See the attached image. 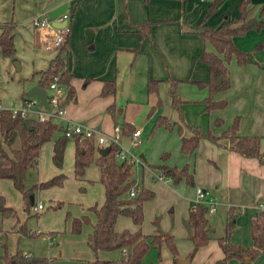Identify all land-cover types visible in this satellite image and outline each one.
Listing matches in <instances>:
<instances>
[{
  "label": "crops",
  "instance_id": "1",
  "mask_svg": "<svg viewBox=\"0 0 264 264\" xmlns=\"http://www.w3.org/2000/svg\"><path fill=\"white\" fill-rule=\"evenodd\" d=\"M211 1L0 0V25L14 20L13 44L16 58V61L13 62L0 52V109L21 108L23 103L31 98L26 93L31 87L37 85L35 80L31 82L27 80H30L34 71L45 70L57 53L56 48L34 30L31 21L38 16L50 17L52 9L66 3L65 12L70 16L67 35L69 46L67 71L72 76L71 85L76 93V102H68L64 105L63 115L58 120L59 123L64 126L68 121L81 122L95 130L111 134L114 123L106 112V108L115 104L123 109L122 118L124 121L133 126L127 116V106L130 100L126 99V104H123L117 99V93L115 96L100 95L103 82L114 80L118 83V77L123 71L128 73L129 78L132 76V80L137 79L139 84H143L145 92L148 80H158L162 109L159 111L160 108H157L152 114L154 122L159 115L169 118L171 122H179L178 112L171 108V100L167 94L168 80H206L208 70L200 60V55L203 50L214 51L208 41L203 43L200 37L192 32L193 27L202 22L204 27L216 28L222 25L226 19L236 20L240 15L238 5L241 0H222L217 6V10L206 18ZM262 5H264V0H249L248 17H253ZM146 22H150V27L147 35L144 36L139 32L137 25ZM1 31L2 27L0 26V34ZM87 32L92 34L90 43L86 40ZM232 40L239 50L244 52L252 50V55L251 63L243 68L237 65L235 58L227 65L230 72V86L215 96L216 100L226 99L227 106L224 109L212 110L210 113L204 114L202 101L208 96L207 89H197L195 85L183 82L178 86V92L184 101L180 108L184 113V122L187 125L192 128H208L216 136L220 135L238 116V134L258 137L261 151L264 153V47L261 50H253L257 44H264V29L249 30L244 36H235ZM24 55L29 57L28 62L24 61ZM14 71H22V74L13 76ZM86 80L88 82L84 85ZM24 81L28 83L24 84ZM25 86L27 87L26 92ZM155 102L156 96L150 102L148 101L147 105H144L145 108H142V112L146 111L147 113ZM216 118L222 119L221 126H215ZM118 126L120 127V123ZM190 135L191 132L187 129L183 130V136ZM178 139V149L181 153L179 135ZM124 142L127 143L126 138H124ZM47 143L51 146L52 156L53 141L44 143L40 152ZM221 143L227 145L226 140H221ZM70 152L68 171L63 173L56 170L52 172L51 177L59 174H63L65 178H68L69 175L74 177V143L71 151L65 146L63 159L65 155L70 157ZM183 156L186 159L181 167L185 164L192 166L190 171L193 174L194 185L187 186L183 181L185 184L181 186L182 189L189 188V198L183 205L182 227L178 228L175 225V229H173L167 223L161 225L163 231L170 232L175 238L177 260H173L169 250L163 247L160 251L159 264H178V260H184L187 257H190L189 264H219L223 258V252L217 238L223 233L230 207L237 208L239 211L229 236L230 243L243 248H251V221L258 211L259 205L264 204V163L259 162L256 158L243 157L227 147L217 146L206 139L199 142L192 155L184 154ZM159 164L181 168L171 162L167 164L165 161L157 164L149 162L148 166ZM3 180L0 179V194L4 197L6 204L16 211L17 217L2 219L0 216V264H3L1 256L5 251L14 254L17 250L26 256L47 257L51 259L49 264H86V262L95 259L93 251L87 244L88 235L92 231L91 224L95 223V216L88 209L95 205L100 206L104 199L100 204H90L81 212L75 213V216H69V223L67 222L65 225L59 223L56 227L47 226L40 230L32 222H29L32 215H27L24 211L21 195L14 189L10 180L8 181L19 197L12 204L8 202L6 194L8 183H4ZM37 181L40 183L46 179ZM158 181L164 184L168 183L165 180ZM141 186L143 185L141 184ZM196 186L207 191V200L215 198L217 206L215 214L208 216L213 229L212 239L190 256L191 243L187 239L183 223L187 219L188 209L194 201V187ZM143 187L152 190L149 186ZM40 194L39 190L37 196ZM38 203L43 205L37 199L33 208ZM44 209L45 205L41 211L35 212L37 217L38 213L42 215ZM169 213H172V210ZM84 215L89 217L91 224L86 223L85 228L80 230L81 232L73 234L71 220ZM129 221L132 222L127 217H118L115 230L117 232L140 230L144 234H151L154 231L153 226L151 230L145 231L142 229V225L136 226ZM23 224L27 229L39 235L31 238L20 234L18 228ZM52 233L56 234L52 236ZM177 240L182 243L179 244ZM97 257L101 260L115 261L123 258V252L99 251ZM225 264L240 263L236 259H230ZM252 264H264V248Z\"/></svg>",
  "mask_w": 264,
  "mask_h": 264
},
{
  "label": "trees",
  "instance_id": "2",
  "mask_svg": "<svg viewBox=\"0 0 264 264\" xmlns=\"http://www.w3.org/2000/svg\"><path fill=\"white\" fill-rule=\"evenodd\" d=\"M222 0H212L209 5L206 18L217 10L218 4ZM239 17L236 20H225L216 28L204 27L199 23L193 27L192 32L198 35L204 43L208 41L214 48L213 52L202 51L200 60L207 66L208 77L206 80L185 79L182 81L168 80L167 94L171 100V107L179 114V122H171L164 116H157L150 131L159 127L166 129H177L181 138L180 151L185 155H192L202 139L217 145L227 147L229 150L238 153L246 158H256L264 163V153L260 148L258 137L241 136L238 134L239 117L236 116L232 123L228 125L220 135H214L210 130L203 132L200 127L192 128L187 125L182 117L181 104L184 101L178 92L179 84L185 82L195 85L198 89H207L208 96L202 101L204 111L221 110L227 106V100H216L215 96L219 92L225 91L230 86V72L228 63L234 57L239 67L243 68L251 63V52L239 50L233 43V37L243 36L249 30L260 31L264 29V5L258 8L255 15L248 17L249 0H241L239 5ZM0 52L1 54L15 62V48L13 44L14 27L12 20L0 25ZM139 32L146 36L150 27V22L137 25ZM263 43L257 44L253 50H261ZM55 57L50 60L45 70L36 71L32 74L28 82L35 80L37 87L44 89L48 93V87L57 77V83L65 87L63 104L76 102V93L71 85V74L67 71V58L69 53L68 38L65 36L62 44L56 49ZM24 81L25 83H28ZM88 82L85 81L84 85ZM158 80H148L146 83V93L154 94L156 102L150 107L147 117H150L157 108L162 105L158 96ZM23 84V85H24ZM117 86L114 80L104 81L100 91L101 96H115ZM114 126L120 123V133L127 137L134 131V127L124 121L123 109L111 104L106 108ZM222 119L214 120L215 126L222 125ZM63 126L59 121L46 120L43 122L30 115L22 117L19 113L13 115L9 109H0V179L10 180L14 189L20 193L23 209L27 215H31L35 204L37 191L61 186L65 176L59 174L50 179L34 183L27 186L26 179L30 171L37 166L41 146L53 141L51 160L56 167H61L63 155L68 138L62 133ZM191 132L190 136H183V130ZM221 140H226L227 145H223ZM73 175L76 179L85 177L86 169L90 164H94L99 171L98 182L104 188V201L100 206H92L88 210L95 216V223L91 224L89 217L84 215L71 220V232L78 234L82 224H91L92 231L88 235L87 244L95 255V259L86 264H143V259L149 249L156 250L157 260L148 264H159L161 260V249L167 248L173 258L177 260V248L175 238L170 232L159 228V218L152 221L154 231L151 234H144L140 230L128 231L115 230V223L118 217H127L136 226H140L143 221V204L154 196V192L140 186L131 171L129 165L118 163L115 160L116 148L112 145L107 154L100 153L101 148L95 143L94 137L84 138L75 136ZM167 154L162 155V160ZM160 176L178 184L184 181L187 185L193 186V174L189 165L185 164L181 168L170 167L164 164L151 165ZM135 190L134 196H129L131 189ZM262 209H258L251 221L250 235L252 239L251 248H243L233 245L229 241L231 230L234 227V220L239 214L237 208L230 207L225 220L223 233L217 238V242L223 252V258L219 264H225L230 259H236L240 264H252L253 260L264 248V204ZM34 215L37 216V213ZM0 216L2 219L16 218V211L8 206L4 197L0 194ZM69 217V215L67 214ZM187 239L191 243L192 256L200 247L207 244L212 239L213 229L209 223L207 207L203 204H191L188 209V217L184 221ZM20 234L28 237H36L39 234L33 232L23 224L18 228ZM56 233H52L54 236ZM4 246V245H3ZM99 251H121L123 258L118 260H101L97 257ZM3 264H49L51 259L47 257L26 256L20 250L14 254L7 251L1 256Z\"/></svg>",
  "mask_w": 264,
  "mask_h": 264
},
{
  "label": "rangeland",
  "instance_id": "3",
  "mask_svg": "<svg viewBox=\"0 0 264 264\" xmlns=\"http://www.w3.org/2000/svg\"><path fill=\"white\" fill-rule=\"evenodd\" d=\"M20 55L22 57L21 53ZM233 58L234 57H231L229 62ZM28 60L29 57L28 56L25 57L24 55V61L28 62ZM19 74L21 75L22 71H14L13 76H18ZM131 77L129 78L128 73L124 71L119 75L118 77L119 80H117L118 83H116L117 86L116 97L119 100V102H122L123 104H126L125 102L126 99L130 100V103L127 106V112H128L127 116L132 121L133 126H136L142 130V136H141L142 144L136 147L137 148L136 150L140 154L141 153L143 154L145 161H144V166L134 170L133 175L137 183L140 184V186L141 184L143 186H149L152 189L151 191L154 192L153 198L145 201V203L143 204V221L141 223L142 229L145 231L152 229L153 226L152 220L154 216H157L159 218L160 229H162L161 225L163 223H167L168 226H172L173 229H175V225H177V227L179 228L182 227L181 220L183 218V213H184L183 205L185 204L186 199L189 198V188L186 189L181 188V186L185 184L183 181L178 184H173L171 180L164 178V180L168 182L167 184L159 182L158 181V177L160 176L159 172L156 169H154L152 166L149 167L148 163L151 162L157 164L161 161L163 162L165 161L167 164L171 162L172 164H176L177 166L181 167L186 157L183 156L184 154L182 155L179 152L178 149L179 139L176 128L169 130L166 129L165 127H159L155 129L153 133L150 135V130H151L150 128H151V124L154 122V117L151 115L152 117L150 116L147 118L148 112L146 113L145 111L143 113L142 108L144 107V105L148 104V101L150 102L151 100H153L155 96L151 94L147 95L145 92V86L143 84H139L137 82V79L132 80ZM24 90L26 92L27 90L26 86ZM158 96L161 99L159 90H158ZM161 107L159 111L162 109ZM202 112L204 114H207V112H205L204 110H202ZM183 115L184 113L182 112V117L184 120ZM72 122L83 124L81 122H76V121H72ZM201 130L203 132H206L208 128L205 129L201 128ZM122 143L123 144L125 143L124 139ZM72 145H73L72 139H69L66 148L70 149L71 151ZM163 154H167V157L164 160H162ZM70 158H71V152H70V157L67 155L64 156L61 167L57 168L51 160V146L49 143L45 144L39 155L37 169L30 171L27 175V179H26L27 186H31L34 183H39L37 181L38 179L40 180L50 179V177L53 175L52 172H55L56 170H60L59 172H63V173L67 172L68 168L70 167ZM189 168H192V166L189 165ZM98 178H99L98 169L92 163L88 166L85 172V179L90 181H87L84 178L76 179L75 177L69 175L68 178H65L63 180L61 186H54L51 188L40 190L41 194L40 196L38 195L39 197L37 196L38 194L37 191L35 195V201L37 199L40 200L43 203V205H45V209L42 211V215L38 213L39 215L38 217L34 215L35 211L33 210L30 211V213H32L31 214L32 216L29 218V222L30 223L32 222L34 225H36V228L40 230L44 229V227L47 226L56 227L57 224L59 223L61 225H65L67 222L69 223L68 218L75 216V213L81 212L82 210L85 209L86 206L90 204L93 205L94 203L100 204L103 201L104 196H103V188L98 182ZM3 181H5L4 183H8V186L6 188L7 200L9 203L12 204L15 202L14 200L17 199V197H19V195L12 188L10 181L5 179ZM170 210H172V213H169ZM67 213L69 214L70 217L67 216ZM129 223L132 224V222L130 221ZM85 226L86 224L82 225L81 229H84ZM177 242L179 244L182 243V241L180 240H177ZM156 260H157L156 250L153 247H151L143 259V264H148L150 261H156Z\"/></svg>",
  "mask_w": 264,
  "mask_h": 264
},
{
  "label": "built area",
  "instance_id": "4",
  "mask_svg": "<svg viewBox=\"0 0 264 264\" xmlns=\"http://www.w3.org/2000/svg\"><path fill=\"white\" fill-rule=\"evenodd\" d=\"M70 16L63 12L55 19H51L49 16H38L32 19L31 23L34 30L46 41L53 46L58 48L65 36L69 33V19ZM57 25H63L56 27ZM65 96V87L57 83V77H53L52 82L48 87V93L46 92V106L39 105L37 98H29L25 101L21 108L9 109L13 115L19 113L22 117H28L30 115L35 116L38 121L43 122L46 120L58 121L63 115L64 104L63 99ZM62 133L68 139H73L75 136H81L84 138L94 137L95 143L101 149L104 147H111L112 145L116 148L115 160L118 163H125L129 165L132 172L139 167L144 166V160L141 158V154L136 150L140 144H142L141 130L136 128L127 137H123L120 133V127L114 126L111 134H105L101 131L95 130L94 128L79 123L68 121L62 128ZM127 138V143L123 144L122 141ZM158 180H164L162 176L158 177ZM137 182V181H136ZM135 190L132 188L129 192V196H134ZM207 191L200 187L195 188V199L191 204H203L207 207V215L211 216L216 212L217 201L215 198L206 199ZM262 209L263 206L259 205ZM43 209V205L38 203L33 211L39 212Z\"/></svg>",
  "mask_w": 264,
  "mask_h": 264
},
{
  "label": "water",
  "instance_id": "5",
  "mask_svg": "<svg viewBox=\"0 0 264 264\" xmlns=\"http://www.w3.org/2000/svg\"><path fill=\"white\" fill-rule=\"evenodd\" d=\"M67 9V4L66 3H63L57 7H55L54 9H52L51 13H50V18L51 19H55L56 17H58L59 15H61L63 12H65ZM54 25L56 27H61L63 25H57L54 23ZM87 42L90 43L92 41V34L87 32ZM26 95L28 97H36L38 100H39V105L45 107L46 106V91L40 87H37V86H34V87H31ZM110 150V147L107 146V147H104L100 150V153L102 155H105L109 152ZM141 158L144 160V156L143 154H141ZM189 261H190V257H187L186 259L184 260H178V264H189Z\"/></svg>",
  "mask_w": 264,
  "mask_h": 264
}]
</instances>
